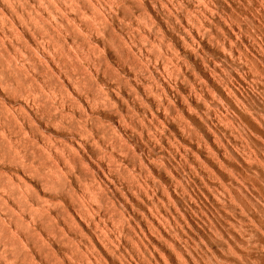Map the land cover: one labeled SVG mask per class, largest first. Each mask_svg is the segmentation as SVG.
<instances>
[{
    "label": "rangeland",
    "instance_id": "374dc122",
    "mask_svg": "<svg viewBox=\"0 0 264 264\" xmlns=\"http://www.w3.org/2000/svg\"><path fill=\"white\" fill-rule=\"evenodd\" d=\"M0 264H264V0H0Z\"/></svg>",
    "mask_w": 264,
    "mask_h": 264
},
{
    "label": "bare ground",
    "instance_id": "6f19581e",
    "mask_svg": "<svg viewBox=\"0 0 264 264\" xmlns=\"http://www.w3.org/2000/svg\"><path fill=\"white\" fill-rule=\"evenodd\" d=\"M92 98V97H91ZM90 99V98H89ZM92 99H94V98H92Z\"/></svg>",
    "mask_w": 264,
    "mask_h": 264
}]
</instances>
